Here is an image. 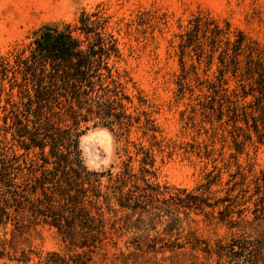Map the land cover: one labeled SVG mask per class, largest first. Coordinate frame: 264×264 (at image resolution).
Segmentation results:
<instances>
[{
    "label": "trees",
    "instance_id": "trees-1",
    "mask_svg": "<svg viewBox=\"0 0 264 264\" xmlns=\"http://www.w3.org/2000/svg\"><path fill=\"white\" fill-rule=\"evenodd\" d=\"M108 22L99 10H83L74 24L35 30L28 53L14 49L0 56V225L13 224L10 241L29 225H48L66 248L44 255L22 250L23 261L35 255L42 264H142L141 247L124 251L113 241L118 252L110 253L106 246L113 231L140 230L139 223L159 215L151 203L165 194L153 181L155 143L146 147L131 139L133 131H141L156 142L159 129L126 91L131 79L117 65L119 39ZM178 45L179 94L197 88L204 110L231 126L235 143H241L240 135L263 142L264 46L204 12L189 19ZM90 124L124 139L127 158L105 171L90 170L79 148ZM123 211L127 221L121 224ZM170 220L179 225L177 218ZM6 244L0 240L1 255ZM238 252L227 260L219 255L217 264H264V243Z\"/></svg>",
    "mask_w": 264,
    "mask_h": 264
},
{
    "label": "rangeland",
    "instance_id": "rangeland-1",
    "mask_svg": "<svg viewBox=\"0 0 264 264\" xmlns=\"http://www.w3.org/2000/svg\"><path fill=\"white\" fill-rule=\"evenodd\" d=\"M83 10H99L108 18L109 29L119 39L117 65L131 79L126 91L138 110L152 114L159 129L156 142L141 131L131 134L146 147L155 143L153 181L165 191L151 202L160 208L153 210L159 215L152 223H139L140 230L113 231L106 246L110 253L118 252L114 241L124 251L141 247L142 264H217L219 255L227 260L242 246L263 244L264 141L255 135L245 141L240 135L241 143H235L231 126L221 125L214 112L204 110L197 88L182 95L176 81L181 73L179 34L194 14L227 20L264 46V0H0V56L27 50L33 32L44 24H74ZM124 147V139L117 140L107 127L90 124L79 138L82 159L94 171L126 159ZM129 148L133 153L134 147ZM186 203L200 206L189 209ZM126 212L119 213L121 224L127 221ZM174 217L177 226L169 223ZM12 231V223L0 225V240L7 243L0 264H42L35 255L29 261L19 259L22 250L65 252L48 225H29L10 241Z\"/></svg>",
    "mask_w": 264,
    "mask_h": 264
}]
</instances>
